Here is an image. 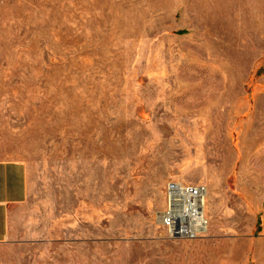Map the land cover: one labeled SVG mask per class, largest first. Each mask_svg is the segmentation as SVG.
<instances>
[{"label":"rangeland","instance_id":"rangeland-1","mask_svg":"<svg viewBox=\"0 0 264 264\" xmlns=\"http://www.w3.org/2000/svg\"><path fill=\"white\" fill-rule=\"evenodd\" d=\"M0 158L39 264H264V0H0ZM174 181L197 239L159 224Z\"/></svg>","mask_w":264,"mask_h":264},{"label":"crops","instance_id":"crops-1","mask_svg":"<svg viewBox=\"0 0 264 264\" xmlns=\"http://www.w3.org/2000/svg\"><path fill=\"white\" fill-rule=\"evenodd\" d=\"M28 196L26 164L0 158V264H39L36 243L20 238L15 229Z\"/></svg>","mask_w":264,"mask_h":264},{"label":"built area","instance_id":"built-area-1","mask_svg":"<svg viewBox=\"0 0 264 264\" xmlns=\"http://www.w3.org/2000/svg\"><path fill=\"white\" fill-rule=\"evenodd\" d=\"M207 192L203 185L168 183L166 206L159 215V224L171 239L194 240L208 231Z\"/></svg>","mask_w":264,"mask_h":264}]
</instances>
